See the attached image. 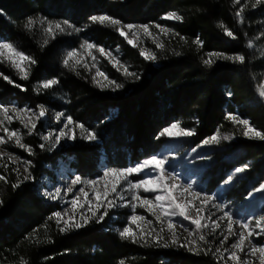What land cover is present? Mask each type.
Returning <instances> with one entry per match:
<instances>
[{
    "label": "trees",
    "instance_id": "trees-1",
    "mask_svg": "<svg viewBox=\"0 0 264 264\" xmlns=\"http://www.w3.org/2000/svg\"><path fill=\"white\" fill-rule=\"evenodd\" d=\"M253 3L254 0H241L240 5L234 0H0V41L12 42L36 61L27 62L28 79H21L8 64H0L1 102L8 98V102L34 108L62 107L75 122L95 130L100 137V143L77 138L72 147L54 153L40 149V143L32 137L23 136L33 154L17 152L33 164L30 171L35 181L47 175L46 166L62 157L74 159V167L89 169L93 175L103 160L132 162L147 157L160 148L158 132L173 122L193 130L196 143L217 132L232 137L231 148L236 155L231 157L232 163H225L226 169L247 165V180L264 179V140L245 137L241 125L226 115L238 114L264 132V105L257 97L264 81V4L253 8ZM241 5L242 23L236 16ZM173 12L181 15L183 22L162 18ZM101 14L123 23L149 25L153 31L157 25L164 29L157 40L163 48L145 41L158 60L142 58L140 48H131L111 26L89 21L90 16ZM30 18L37 23L26 30L24 26ZM40 21H68L80 31L71 35L57 32L52 39L44 35ZM221 23L237 38L226 37L218 27ZM197 38L200 46L193 43ZM45 39L49 42L42 46ZM250 40L252 48L247 47ZM85 41L118 49L121 64L140 79L125 76L122 67L115 69L103 60L100 69L109 79L124 85L112 91L106 83H93L94 71L84 64L69 62L70 67L65 68L62 60L66 53ZM212 53L243 54L246 61L241 65L221 59L206 67L203 60ZM4 76L14 83L9 84ZM50 79L59 83L39 94L34 91L38 84ZM0 176L6 178L0 180V264H224L213 251L205 254L204 246L189 252L178 245L164 248L150 240L144 244L121 239L108 228L107 220L90 221L79 229L61 232L63 225L58 226L54 217L49 219L57 211L56 206L39 195L33 181H24L14 189L12 185L22 178H17L13 166L0 168ZM213 181V188L220 183ZM243 187L233 190L231 197L234 194L238 198Z\"/></svg>",
    "mask_w": 264,
    "mask_h": 264
},
{
    "label": "rangeland",
    "instance_id": "rangeland-1",
    "mask_svg": "<svg viewBox=\"0 0 264 264\" xmlns=\"http://www.w3.org/2000/svg\"><path fill=\"white\" fill-rule=\"evenodd\" d=\"M174 21V20H169ZM122 24H131V23H123ZM134 25H141V24H134ZM145 25V24H143ZM127 32V29H125ZM164 29L161 27H157L154 29H151L149 27V33H145L142 29H133L132 32L128 33V38L132 39L136 45V47H133L132 45H129L127 43V40H125L124 37H121L118 32V36L125 41L131 48H140L141 51L150 52V49L148 48L145 41H148L150 43H157V40L159 39L160 35L164 33ZM134 33V35H133ZM157 35V36H154ZM84 44L81 43L79 48L77 49V56L74 57L70 62L74 65H80L84 64L88 66V69H92L94 71V75L96 74L97 70L103 72L99 64L104 60L107 64L113 67V60H119L120 61V52L118 49H112V48H104L106 53L111 52V56L102 55L99 52V47L88 49L86 47H82ZM10 53H8L6 50L3 52V55H0V64L6 63L10 67L14 69L15 72L20 74L21 76L24 75L25 72H27V61H19L18 58H15L17 61V64H19V67H13L12 61L9 59ZM142 57V56H141ZM143 58V57H142ZM115 69H118L119 66L114 67ZM104 73V72H103ZM2 73L0 72V76ZM107 76V75H106ZM97 82L102 83H108L106 80H104L103 77L97 76L96 77ZM261 85H264V81ZM259 86L257 90V97L259 101L264 105V98H261L259 96L260 87ZM6 102H1L0 100V106H5L9 108V113L5 114L3 112H0V136H4L5 140H7V143L4 145H0V168L8 169L9 166H13L14 173L18 176L17 178H22L26 175L25 168H28L30 171V168L32 167V163H26L29 161H26L20 154L17 152V150L21 151H28L25 148H21L16 145L15 138L8 139L7 134L5 133L4 129L7 128L9 130L17 131L20 134L21 137V143L25 144V140L23 136L32 137L35 141L41 143L47 144V142L41 140V136L47 134L50 131H55L59 127H61L60 124H57L54 120H52V116L57 112H63L66 116H69L67 114V111L63 109L62 107L56 106L54 107H44L47 109V117L41 119L39 122H37V127L32 131V134H28V129L23 127V124L21 123V118L27 122L28 121V114L26 113H13L11 109L17 108V109H37V107H32L30 105H20L19 103L15 102H8V98L5 99ZM6 116H10L11 120L7 119ZM33 119H35L33 117ZM179 124V123H178ZM181 126V124H179ZM241 125V124H240ZM251 125V124H250ZM169 126V125H168ZM252 126V125H251ZM73 125H69V128H72ZM167 127V126H166ZM182 127V126H181ZM241 127L244 129L243 125ZM165 128V127H163ZM162 128V129H163ZM183 128V127H182ZM67 131V130H66ZM81 129L76 128V134L79 136L81 133ZM227 135L220 134V137H224ZM228 140L225 141L223 139L220 140V143L218 146H204L199 147L196 152H193V148H197L198 145L201 143H196L194 139V135L188 138H174V139H167V138H161L162 143L160 145V148H157L154 152H152L149 156L143 157L139 160H135L132 162H113L114 160H111L112 163L107 162L105 160H101L102 163L99 164L98 171L96 175H93L90 173L89 169H79L75 166V160L72 158L62 157L59 158L58 161L52 162L51 165L46 166L47 175L44 177H41L40 179L36 180L33 178V180H30L29 182H34L38 188H39V195L48 203L56 206L57 211H65L67 212V215L63 217L61 221V225H63V220H67L71 218V220L74 223H82L84 220H88L89 222L86 224H89L90 221H95L93 218V212L96 211L97 205L101 204L104 206H107L106 199L104 198V193L107 191L108 199H111L113 194L111 193L110 189L113 184L117 183V178L113 176H108L103 179H101L103 172L106 169H126L133 167L137 165L138 163L142 162L143 160L153 156L158 155L166 158L168 160L167 164V171L173 172L177 174V181L181 184H193L195 191H201L202 193L209 194V195H216L217 200L212 203H208L203 206V210L199 213V215L203 218L205 215L210 217L208 220H203L202 223H208L211 225V221L218 220L219 221V228L216 229L215 232H210V228H203L202 231L203 234L207 236V238L211 241L210 245H204L202 242L200 243L199 247H210L212 248L214 254L216 257L224 262V264H237V262L228 260L224 254V249H227L228 252L236 251L237 255L241 257L242 260H246L248 264H260V261L264 259V256H262L259 252H256L255 254H250L251 249L254 246H264V232H261V229L256 226V220L264 217V192L262 193H255L254 189L260 184L264 183V179L261 181L258 180L256 177L254 179L247 180L246 177V169L242 173H235V169L227 170L224 166L225 163L230 160V163H232V158L236 154L235 152H232L231 145L233 143L232 137L228 136ZM75 141H65L62 140L61 144L57 146L54 150H50V152H59L61 150L68 149L73 146ZM85 142V141H84ZM100 143V140L99 142ZM40 148V147H39ZM41 149V148H40ZM11 154V155H9ZM200 157H203V159H200ZM31 173V171H30ZM81 176L83 181L87 182L89 180H98L99 182L95 185H89L87 183L79 184L75 186V189H78L80 187L84 188L83 193H78L77 191H74L72 193L65 194L64 192L61 193L62 199L57 201H52L50 199H47L44 195V193L49 191H54L56 187H62L66 188L70 181L75 176ZM153 178L158 179V173H152L151 174ZM231 176L233 179L229 181L228 183H225L226 177ZM33 177V176H32ZM145 178V175L143 173L141 174H132L127 177V181L124 180L123 177L119 178L120 181V187H126L128 181H138L140 179ZM216 180V185L213 188V185L211 184L213 180ZM172 181H167V183H171ZM215 182V181H213ZM243 186V193L236 198L235 195L231 197V192L235 190L236 188H239V186ZM119 190V189H118ZM140 196L147 197L149 199H153L155 195L157 194H164L161 191H158L157 193L152 192H144L143 189L135 190ZM99 194L101 199L97 201L96 195ZM178 200L184 201H192L196 206H201V200L196 199L195 196H193L191 193H183L181 194L180 191H176L174 193ZM230 194V195H229ZM126 199L130 198L132 193L131 192H125L124 193ZM74 196H78L77 201V207L72 208L70 201ZM234 197V198H233ZM122 204H125V202H120ZM137 206L135 208V212H133V209L130 206H122V207H116L111 208L108 207V216L105 217V220L108 221V228L113 230L115 233L118 234V229H122L125 226H129L134 232L139 233L141 229L144 231H149L152 228H156L159 230L161 227V224L156 222L153 215L147 210V207H141L138 202L133 201ZM215 203H219L223 206V208H217L214 206ZM83 205V207H81ZM89 206H91V211H89ZM56 211V212H57ZM104 211V207L100 208V212L102 213ZM189 215L192 217H195L197 215L195 208H190ZM229 213L234 221H250L249 228L253 231V236L248 237L247 232L248 229H243L239 226V224L234 223L233 224V234L228 236V240L225 242V244L221 245L220 240L223 238L220 233L224 232L225 235H228L226 232V227L228 220L225 217L224 219H221V217H224V213ZM99 214V213H98ZM132 215L142 216L145 219L144 220H138L134 223L129 222V217ZM162 225L164 228L163 233L161 235L165 238L170 240V233L167 227V224L169 222V219L177 225L175 231L179 238V243H186L188 241L192 240H198L199 232H197L194 225L190 224V221H184L178 214L173 217H162ZM151 222V223H147ZM102 223V222H101ZM184 224L186 227H189L196 235L189 236L188 232L184 230V228L179 227V224ZM84 224V226L86 225ZM70 228H75L74 224ZM243 232L245 234V242L243 244L244 251L241 252L237 249H232L230 246L232 243H235L239 236L238 233ZM259 233V235H256ZM156 235L155 232L152 233V236L154 237ZM120 237V236H119ZM150 241L154 242V239H149ZM139 241V240H138ZM162 243L164 240L161 241ZM179 243L176 244L179 246ZM180 247V246H179ZM185 250H187L186 247H181ZM220 248L221 252L216 253L215 249ZM188 251V250H187ZM246 253H249L246 255ZM224 258H221V257Z\"/></svg>",
    "mask_w": 264,
    "mask_h": 264
},
{
    "label": "snow or ice",
    "instance_id": "snow-or-ice-1",
    "mask_svg": "<svg viewBox=\"0 0 264 264\" xmlns=\"http://www.w3.org/2000/svg\"><path fill=\"white\" fill-rule=\"evenodd\" d=\"M234 3L237 5L241 4V0H234ZM264 4V0H254V3L252 4V7L255 8L258 5ZM244 6L241 5L240 8L237 9L236 11V16L238 18V22L242 23L243 22V13ZM165 20H175L178 22H183V17L175 12L173 13H168L165 14L163 17ZM89 21L91 23H99L100 25H105L107 24L108 26H111L114 28L118 34L121 37H124L125 40H127V43L129 45H132L133 47H136L134 41L132 39L128 38V33L132 32L133 29H142L145 33H149V25H134V24H122V21H120L117 18L111 17L107 14H101V15H93L89 17ZM37 23L36 20L33 19H28L27 23L25 24V29L26 30H31L33 26ZM40 23L43 25L42 31L46 37L51 36L52 39H55V35L57 32L59 33H66L68 35H71L73 32H79L80 29L77 28L75 25L71 24L68 21H64L63 24L61 23H49L45 21H40ZM157 27H160L157 25ZM219 28L223 29V34L231 39H236V34L232 31L229 30L228 28L225 27L222 23L218 25ZM127 29V32L125 31ZM71 30V31H68ZM150 34V33H149ZM134 35V33H133ZM179 35V34H177ZM264 36V33L261 34ZM183 39V37H181ZM48 39H45L43 42L42 46H47L48 44ZM196 45L200 46L201 41L197 38L196 40L193 41ZM253 42L250 40L247 44V47L252 48ZM82 47H86L88 49H93L98 46L94 45L92 42L85 41ZM157 47L163 48L164 45L157 43ZM7 51L10 53L9 59L12 61V66L13 67H19V64H17V61L15 58H18L19 61H27L29 64H35L36 61L28 56L26 53L23 51H20L17 49L12 42H5V41H0V55H3L4 51ZM99 52L102 55H107L111 56V52L105 51L104 48L99 47ZM77 49L70 50L66 53L64 59L62 60V65L65 68L70 67V61L77 56ZM179 55V53H176ZM140 55L147 61L151 62H156L158 60L157 55L154 53L146 52V51H141ZM215 56L216 60H213L212 57ZM226 60L229 62H232L233 64L239 63V64H244L246 61V57L243 54H234V55H228L225 53H212L208 56V58L203 60V64L206 67H211L213 66L214 63H216L218 60ZM122 67L125 76H130L134 77L136 80H139L140 77L134 73L130 72L127 68V66H124L121 64L119 60L114 59L113 60V67ZM84 67L87 69L88 66L84 65ZM119 70V68H118ZM100 76L103 77L104 80H106L107 86L111 88L112 91H116L118 89H122L124 85L122 83H117L115 80L109 79L105 73L97 70L96 74L93 75L92 81L93 83H97L96 77ZM9 84H13L14 82L7 76L3 77ZM21 79H28V74L27 72L24 73L20 77ZM59 81L57 79H50L47 81H44L41 84H38L37 87L34 89V91L39 94L40 91L50 89L53 86L57 85ZM15 87L21 88V90L26 91V89L22 88L21 85L19 84H14ZM229 97L231 96V93H228ZM259 96L261 98H264V85H261L260 91H259ZM13 113H26L28 114V121L25 122L21 118V123L23 124V127L28 129V134H32V131L37 127V122H39L41 119L46 118L48 113L47 109L44 108L43 105H38L37 109H17L13 108L11 109ZM0 112H3L5 114L9 113V108L5 106H0ZM227 118L230 119L232 122L236 123L238 122L239 124L243 125L245 131L243 135L247 138H259L260 140H264V132H261L260 130L254 128L253 126L250 125V122L247 119L239 118L238 114L235 113H228L226 114ZM33 117L35 119H33ZM7 119L11 120L10 116H6ZM52 120H54L57 124H60L61 127L56 129L55 131H50L47 134L41 136V140L47 142L41 143L39 147L42 150H54L57 146L61 144L62 140L65 141H75L77 138L88 142V143H98L100 140L99 135L95 130H90L86 129L83 124H78L75 122L72 117L66 116L65 113L63 112H57L52 116ZM69 125H73L72 128H69ZM76 128L81 129V133L79 137H77L76 134ZM67 130V131H66ZM5 133L8 136V139L15 138V143L17 146L21 148H25L26 150L29 151L30 154H33L31 152V148L28 145L22 144L21 143V137L20 134L17 131L9 130L7 128L4 129ZM252 134L251 136L249 134ZM195 135L194 131L191 129H184L182 128L178 123L173 122L169 126L161 129L157 136L156 139L160 140L161 138H167V139H174V138H188ZM223 139L227 141L229 138L228 136L220 137L219 132L216 134H213L211 137L205 138L200 145L197 146V148H193L192 151L196 152L199 147H212V146H218L220 143V140ZM7 143V140H5L4 136H0V145H4ZM11 155V154H9ZM200 159H203V157H200ZM30 163V162H26ZM167 164L168 160L162 156L158 155H153L142 162L138 163L137 165L126 168V169H106L103 174L101 179L108 177V176H113L117 178V183L113 184L110 191L113 194L111 199H108V192L106 191L104 193V198L106 199V204L107 206L98 204L97 209L95 212H93V218L95 219L96 223H101L105 219L106 216H108V207L111 208H116V207H122V206H130L133 209V212H135L136 204L133 203V201H136L139 203L141 207L146 206L147 210L153 215L155 218L156 222L161 224V227L159 230L156 228H152L149 231H144L143 229L140 230L139 233L134 232L129 226H125L122 229H118V234L121 239L125 240H130L132 243H137L138 240L144 244L148 243L149 239H154V243L157 246H162L164 248H169L171 245H176L179 243V238L176 234V227L177 225L174 224L171 219H169V222L167 224L170 237L171 239H165L161 233H163L164 228L162 225V217H173L176 216L177 214L184 220V221H190L191 225H194L197 232H199L198 240H192L188 241L186 243H179L180 247H186L189 252H193L199 249V245L202 242L204 245H210L211 241L207 238L205 234H203L202 230L203 228H210V232H215L217 228H219V221L218 220H213L211 221V225L208 223H202L203 220H208L210 217L205 215L203 218L199 215V213L203 210V206L215 202L217 200L216 195H209L202 193L201 191H195L193 184L188 183V184H181L177 181V174L173 172L167 171ZM247 168V165L244 167H239L236 168L234 171L235 173L239 174L245 171ZM25 173L26 175L23 176V179L20 180L18 183H15L12 185V187L18 188L20 186V183H23L24 181H30L33 180V177L29 171L28 168H25ZM143 173L145 175V178L140 179L138 181H128L126 187H120V181L119 178L123 177L125 181H127V177L132 175V174H141ZM152 173H158V179L152 177ZM6 179L3 176H0V180ZM233 178L231 176L226 177L225 183H228L231 181ZM167 181H172L171 183H167ZM99 181L98 180H89L87 182L83 181L82 177L77 175L75 176L69 183V185L66 188L62 187H56L54 191H49L44 193L45 197L47 199H50L52 201H57L62 199L61 193L64 192L65 194L67 193H72L75 189L76 185L87 183L89 185H95ZM143 189L144 192H152V193H157L158 191L163 192L164 194H157L154 196L153 199H149L147 197H142L140 196L135 190L138 189ZM119 189V190H118ZM78 193H83L84 188L80 187L78 189H75ZM176 191H180L181 194L183 193H191L193 196L196 197V199L201 200V206H196L192 201L188 200H178L176 195L174 194ZM125 192H131L132 195L130 198L125 197L124 193ZM255 193H262L264 192V183H260L255 189ZM97 201L101 199L100 195H96ZM77 201H78V196H74L72 200L70 201V204L72 208L77 207ZM120 202H125V204H122ZM3 201H0V205H2ZM215 207L217 208H223L222 205L219 203L214 204ZM83 207V205H81ZM104 207V211L101 213L100 208ZM190 208H195L197 215L195 217H192L189 215V209ZM89 211H91V206H89ZM99 213V214H98ZM67 215V212L65 211H57L54 212L52 216L49 217V219H53V217L57 221V225L59 226L63 217ZM227 218L228 223L226 227V232L228 235H225L224 232H221L220 235L223 237L220 240V244L223 245L225 242L228 240V236L233 234V224H239V226L243 229H248L247 236L251 237L253 236V231L249 228V224L251 223L250 221H234L233 217L225 212L224 217H221V219ZM145 218L142 216H137V215H132L129 217V222L134 223L138 220H144ZM88 220H84L82 223H74L71 218L67 220H63V227H60L61 232H65L70 229V227L75 226L76 229H79L84 226V224L88 223ZM151 223V222H147ZM181 228H184L186 232H188L189 236L196 235L189 227H186L184 224H179L178 225ZM256 226L261 229V232H264V217H261L256 220ZM155 232L156 235L153 237L152 233ZM239 236V239L231 244L232 249H237L241 252L244 251L243 249V244L245 242V234L243 232H240L237 234ZM256 235H259L257 233ZM164 240V243L161 245V241ZM204 253L207 254L209 252H212V248L210 247H205L203 249ZM216 253H220L221 249L217 248L215 249ZM256 252H259L262 256H264V246H254L251 249L250 254H255ZM224 254L228 260H232L237 262V264H248L246 260H242L240 256L237 255L236 251H231L228 252L227 249H224ZM249 253H246V255ZM221 258H224L223 256ZM121 264H124L123 261H121ZM260 264H264V259L260 261Z\"/></svg>",
    "mask_w": 264,
    "mask_h": 264
}]
</instances>
